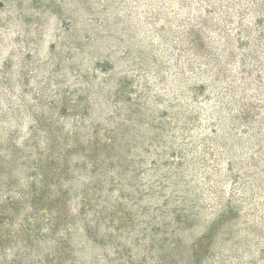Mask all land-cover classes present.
<instances>
[{"label": "rangeland", "instance_id": "374dc122", "mask_svg": "<svg viewBox=\"0 0 264 264\" xmlns=\"http://www.w3.org/2000/svg\"><path fill=\"white\" fill-rule=\"evenodd\" d=\"M0 264H264V0H0Z\"/></svg>", "mask_w": 264, "mask_h": 264}]
</instances>
